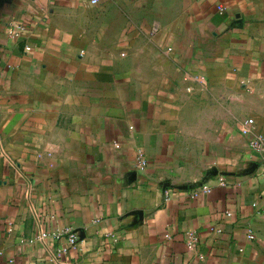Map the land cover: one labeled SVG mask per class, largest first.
<instances>
[{"label":"crops","instance_id":"obj_1","mask_svg":"<svg viewBox=\"0 0 264 264\" xmlns=\"http://www.w3.org/2000/svg\"><path fill=\"white\" fill-rule=\"evenodd\" d=\"M92 1L0 0V264H264V0Z\"/></svg>","mask_w":264,"mask_h":264},{"label":"built area","instance_id":"obj_2","mask_svg":"<svg viewBox=\"0 0 264 264\" xmlns=\"http://www.w3.org/2000/svg\"><path fill=\"white\" fill-rule=\"evenodd\" d=\"M93 4H97L98 0H93ZM221 12L224 11L223 7L218 8ZM17 31V32H16ZM16 31H11V36H16L19 32L24 31V27H18ZM27 50H30V48H27ZM241 132L244 136H247L250 138L249 141V149L251 152L257 156L262 162H264V135L259 134L255 131V121L253 119H247L243 122L241 127ZM137 163L139 166V170L144 171L148 167V162L145 158V156L142 153L137 154ZM201 192L203 193H210L211 190L207 188H198L194 192V196H198ZM166 199H169V192L165 190ZM62 238L67 239V246L62 248L60 250V254L67 253L68 249L70 248H76L78 245V238L76 233L72 228H66L64 230H58L56 232H50V233H42L39 236L40 240H59ZM249 239H254L255 236L250 232L248 235ZM186 239H187V246L190 250L196 249L198 247V244L200 242L199 234L194 231H189L186 233Z\"/></svg>","mask_w":264,"mask_h":264},{"label":"water","instance_id":"obj_3","mask_svg":"<svg viewBox=\"0 0 264 264\" xmlns=\"http://www.w3.org/2000/svg\"><path fill=\"white\" fill-rule=\"evenodd\" d=\"M164 190H166V188ZM179 190L183 191V190H187V188L181 187V188H179Z\"/></svg>","mask_w":264,"mask_h":264}]
</instances>
